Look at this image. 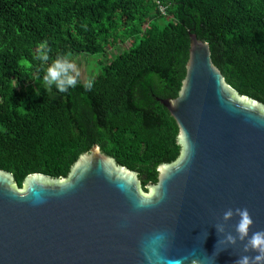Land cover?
I'll list each match as a JSON object with an SVG mask.
<instances>
[{
	"label": "trees",
	"instance_id": "obj_1",
	"mask_svg": "<svg viewBox=\"0 0 264 264\" xmlns=\"http://www.w3.org/2000/svg\"><path fill=\"white\" fill-rule=\"evenodd\" d=\"M191 33L229 85L264 104V0H0V169L18 189L33 173L66 178L96 144L148 192L181 155L157 97L177 96ZM42 41L48 63L101 53L93 89L45 90Z\"/></svg>",
	"mask_w": 264,
	"mask_h": 264
},
{
	"label": "water",
	"instance_id": "obj_2",
	"mask_svg": "<svg viewBox=\"0 0 264 264\" xmlns=\"http://www.w3.org/2000/svg\"><path fill=\"white\" fill-rule=\"evenodd\" d=\"M189 37L177 96L157 97L178 126L179 158L158 167L150 192L96 144L66 178L33 173L18 189L0 169V264H236L243 255L264 264V245L245 252L264 233V104L239 94L209 44ZM236 209L252 222L230 243Z\"/></svg>",
	"mask_w": 264,
	"mask_h": 264
},
{
	"label": "clouds",
	"instance_id": "obj_3",
	"mask_svg": "<svg viewBox=\"0 0 264 264\" xmlns=\"http://www.w3.org/2000/svg\"><path fill=\"white\" fill-rule=\"evenodd\" d=\"M49 52L50 48L47 41H42L37 45L34 57L41 65H48L42 77L45 90L55 88L59 93H68L71 89H75L77 85H80L86 92L93 89L95 84L94 78H88L81 84V70L75 62L66 56H57L54 60H51V63H48L50 60ZM235 212L238 213L242 219L236 226L237 236L233 237L231 233L226 236V239L230 243H235L237 238L243 240L247 235L248 225L252 222L246 209H236ZM233 214V210L229 209L225 211L223 219L227 221ZM261 245H264V233H255L252 238L249 239L248 244L245 245V252L248 251L249 246L256 249ZM261 250L264 251V249ZM254 259L259 261L262 257L257 255ZM249 260V256L243 255L238 258L236 264H249Z\"/></svg>",
	"mask_w": 264,
	"mask_h": 264
},
{
	"label": "rangeland",
	"instance_id": "obj_4",
	"mask_svg": "<svg viewBox=\"0 0 264 264\" xmlns=\"http://www.w3.org/2000/svg\"><path fill=\"white\" fill-rule=\"evenodd\" d=\"M121 47L122 46L120 45L117 49H121ZM109 51L111 52V50ZM101 57V53H98V55L92 54L87 56L82 54L72 59V61L75 62L81 70L80 79L85 80L86 77L92 75L91 73L95 74L97 72L99 60ZM148 192H150V190H148Z\"/></svg>",
	"mask_w": 264,
	"mask_h": 264
}]
</instances>
